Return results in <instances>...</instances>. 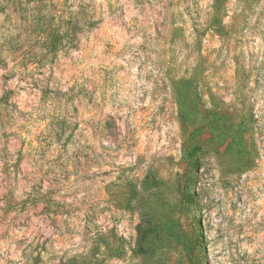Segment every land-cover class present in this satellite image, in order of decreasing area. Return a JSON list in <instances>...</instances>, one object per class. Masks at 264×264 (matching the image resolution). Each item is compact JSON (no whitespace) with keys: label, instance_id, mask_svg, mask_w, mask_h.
<instances>
[{"label":"rangeland","instance_id":"rangeland-1","mask_svg":"<svg viewBox=\"0 0 264 264\" xmlns=\"http://www.w3.org/2000/svg\"><path fill=\"white\" fill-rule=\"evenodd\" d=\"M0 264H264V0H0Z\"/></svg>","mask_w":264,"mask_h":264},{"label":"trees","instance_id":"trees-1","mask_svg":"<svg viewBox=\"0 0 264 264\" xmlns=\"http://www.w3.org/2000/svg\"><path fill=\"white\" fill-rule=\"evenodd\" d=\"M53 40H54V46H55V49H57V46H59V44H60V40H61V39L59 38L58 33L54 35ZM191 183H192V182H191ZM185 191H186L185 197L187 198V202H188L189 204H192V202L190 201L191 197L194 196V195H193L194 193H192V191H193L192 188H190V187H186Z\"/></svg>","mask_w":264,"mask_h":264}]
</instances>
